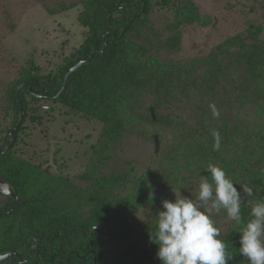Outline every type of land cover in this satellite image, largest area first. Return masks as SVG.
I'll return each mask as SVG.
<instances>
[{
    "label": "trees",
    "instance_id": "1",
    "mask_svg": "<svg viewBox=\"0 0 264 264\" xmlns=\"http://www.w3.org/2000/svg\"><path fill=\"white\" fill-rule=\"evenodd\" d=\"M76 5L81 7L77 23L84 29L80 46L48 74L26 60L0 84V153L19 123L18 101L25 106L15 143L0 156V179L19 200L9 212L15 201L1 195L0 255L14 250L24 264H161L151 241L155 220L149 214L163 210L161 201H172L177 190L197 194L210 162L241 191V214L244 221L250 219V205L264 200L261 26L249 21L242 32L207 54L182 61L170 54L179 51L181 27L195 12L191 0H79ZM156 6L172 14L167 37L149 22ZM108 31L114 32L105 35ZM83 58L86 62L69 73ZM67 75L69 82L56 97ZM191 96H209L200 100L203 106L197 105L199 118L195 114L177 121L159 112L174 102L191 103ZM42 102L50 103L49 108ZM210 104L218 109V118L212 116ZM56 107L66 120L100 125L97 141L74 178L33 164L17 150L26 122L42 123L40 112L48 114ZM213 129L221 134L219 151L212 147ZM126 136L150 142L157 153L141 169L129 162L125 170L106 172L113 149ZM242 185L252 187V197L243 194ZM139 211L145 215L141 222L135 219ZM239 231L233 221L226 231L220 230L219 238L232 256L230 264H245ZM35 236L40 247L32 250ZM17 262L18 257L0 260Z\"/></svg>",
    "mask_w": 264,
    "mask_h": 264
},
{
    "label": "rangeland",
    "instance_id": "2",
    "mask_svg": "<svg viewBox=\"0 0 264 264\" xmlns=\"http://www.w3.org/2000/svg\"><path fill=\"white\" fill-rule=\"evenodd\" d=\"M78 1L0 0V84L11 78L16 68L26 60H33L42 74H48L80 46L84 29L77 23L81 9L76 5ZM191 2L195 12L190 15L191 20L181 27L179 51L170 54L174 60L187 61L207 54L228 36L242 32L249 21L261 26L260 37L264 39V0ZM48 9L56 13L50 14ZM148 18L162 36L167 37L171 33L167 27L172 21L169 10L156 6ZM208 97L191 96L188 99L193 100L191 103L174 102L159 112L177 121H185L195 114L199 118V113L195 112L197 105L203 106L200 100H208ZM145 100L152 98L146 97ZM149 103L145 101L144 105ZM42 106L49 108L50 103L42 102ZM40 114L44 116L42 123L26 122L21 134L23 141L17 148L19 155L33 164H43L51 172L70 174L74 178L87 161L86 151L97 141L100 125L73 117L66 120L57 107L48 114L43 111ZM113 153L114 159L105 166L106 172L125 170L131 166L129 162L141 169L150 164L157 151L144 139L126 136L115 146ZM185 194L183 196L192 199L197 195L196 192ZM3 199L0 195V202ZM211 218L224 231L232 222L223 209L218 214L213 212ZM135 219L138 222L145 220L144 213L139 211Z\"/></svg>",
    "mask_w": 264,
    "mask_h": 264
},
{
    "label": "clouds",
    "instance_id": "3",
    "mask_svg": "<svg viewBox=\"0 0 264 264\" xmlns=\"http://www.w3.org/2000/svg\"><path fill=\"white\" fill-rule=\"evenodd\" d=\"M209 108L218 118L215 105ZM211 136L213 150L219 151L220 132L213 129ZM206 171L209 175L200 176L195 200L177 190L172 201H161L163 210L149 214L155 220L151 241L157 246V259L161 264H230L227 243L219 238L220 229L211 218L213 212L218 214L223 209L240 228L237 243L245 264H264V200L250 205V219L244 221L241 191L220 166L210 162ZM240 189L245 196H253L252 187L242 185Z\"/></svg>",
    "mask_w": 264,
    "mask_h": 264
},
{
    "label": "water",
    "instance_id": "4",
    "mask_svg": "<svg viewBox=\"0 0 264 264\" xmlns=\"http://www.w3.org/2000/svg\"><path fill=\"white\" fill-rule=\"evenodd\" d=\"M114 31H108L105 35L109 34V33H113ZM105 44H104V49H105ZM103 49V51H104ZM92 57V56H91ZM86 62V59L83 58L80 62H78L77 64H75L70 70H69V73H73L75 72L77 69H79L84 63ZM69 82V76L67 75L65 77V80H64V83L62 85V87L60 88L58 94L56 95V97H58L60 95V93L66 88L67 84ZM32 85L36 86V83L33 82ZM49 87V86H48ZM19 90V89H18ZM41 97V96H39ZM19 103V108H20V120H19V123L11 130V132L9 133L8 135V139H7V142L4 146V149L3 151L0 153V156H3L5 155L9 150L10 148L14 145L15 143V140H16V137H17V134H18V131H19V128H20V125L22 123V121L24 120L25 118V106L24 104L22 103L21 100L18 101ZM0 192L4 195H7V196H10L12 198H14L15 200V207L14 209H16L19 205V202H18V197L15 195L12 187L7 184L6 182H4V180L0 179ZM37 239L35 238L34 239V245L32 246V248H35L36 245H37ZM16 253L14 251H10V252H7V253H4V254H1L0 255V260H5L13 255H15Z\"/></svg>",
    "mask_w": 264,
    "mask_h": 264
},
{
    "label": "flooded vegetation",
    "instance_id": "5",
    "mask_svg": "<svg viewBox=\"0 0 264 264\" xmlns=\"http://www.w3.org/2000/svg\"><path fill=\"white\" fill-rule=\"evenodd\" d=\"M5 182V181H4ZM8 184V183H7ZM0 195H3V196H7V195H4V194H2L1 192H0ZM10 197V196H9ZM12 198V197H11ZM13 200H14V198H12ZM15 201V200H14ZM18 202H19V200H18ZM16 204V203H15ZM15 207V206H14ZM12 210H15L14 208H12V209H10L9 210V212L10 211H12ZM8 212H5L4 214H7ZM8 228V227H7ZM7 228H6V230H7ZM37 239V245H36V247L35 248H32V246L34 245V239ZM33 244H32V246H31V249L32 250H37L39 247H40V245H39V236H35V237H33ZM10 251H14V250H10ZM10 251H8V252H10ZM16 254L15 255H13V256H11V257H9V258H12V257H18V262H17V264H24L25 262L21 259V257L20 256H18V253L16 252V251H14ZM5 253H7V252H5ZM39 254H41L40 252H39ZM9 258H7V259H9ZM6 260V259H5Z\"/></svg>",
    "mask_w": 264,
    "mask_h": 264
}]
</instances>
